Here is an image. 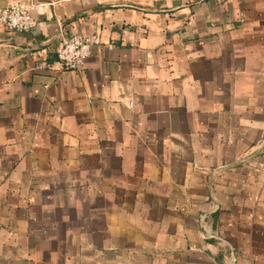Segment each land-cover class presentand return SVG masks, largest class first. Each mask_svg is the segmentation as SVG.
Instances as JSON below:
<instances>
[{
    "label": "crops",
    "instance_id": "0c3cea01",
    "mask_svg": "<svg viewBox=\"0 0 264 264\" xmlns=\"http://www.w3.org/2000/svg\"><path fill=\"white\" fill-rule=\"evenodd\" d=\"M36 3L32 30L0 24V264H250L264 0ZM74 32L101 44L62 70Z\"/></svg>",
    "mask_w": 264,
    "mask_h": 264
},
{
    "label": "built area",
    "instance_id": "2783aa9c",
    "mask_svg": "<svg viewBox=\"0 0 264 264\" xmlns=\"http://www.w3.org/2000/svg\"><path fill=\"white\" fill-rule=\"evenodd\" d=\"M36 0H10L0 5V24L10 31L27 32L35 25ZM101 44L97 32H74L62 39L55 50L56 62L62 70L79 71L86 65L91 49ZM204 216H201L203 223ZM204 232L205 227H203Z\"/></svg>",
    "mask_w": 264,
    "mask_h": 264
},
{
    "label": "rangeland",
    "instance_id": "374dc122",
    "mask_svg": "<svg viewBox=\"0 0 264 264\" xmlns=\"http://www.w3.org/2000/svg\"><path fill=\"white\" fill-rule=\"evenodd\" d=\"M262 154V152H251L244 154L240 158V165L243 164L247 166V168H245L246 170L242 172L243 177L246 176L247 182L242 179L240 184L236 187L238 189L236 193L246 190L241 196L245 194L254 195V199L244 197L235 202L238 214L244 209L251 211V216H244L240 220L241 223L238 224V227H241V229L248 230L247 241L244 240L245 235H243L242 238L235 237L237 244L247 247V250L249 249V252L252 253V255H250V260H252L250 264H255L254 262H256L258 256H264V217H258V215L255 217L258 208H260L262 212L264 211V176L260 178V176L264 174V161L262 162L260 157ZM201 216L198 221L199 226L208 227L207 220L203 219V223H200ZM245 218H247V220ZM254 257H256V259Z\"/></svg>",
    "mask_w": 264,
    "mask_h": 264
}]
</instances>
